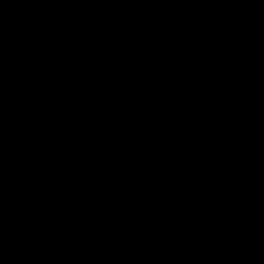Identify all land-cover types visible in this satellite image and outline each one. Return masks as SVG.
I'll return each instance as SVG.
<instances>
[{
  "label": "water",
  "instance_id": "obj_1",
  "mask_svg": "<svg viewBox=\"0 0 264 264\" xmlns=\"http://www.w3.org/2000/svg\"><path fill=\"white\" fill-rule=\"evenodd\" d=\"M195 0H0V264H142Z\"/></svg>",
  "mask_w": 264,
  "mask_h": 264
}]
</instances>
